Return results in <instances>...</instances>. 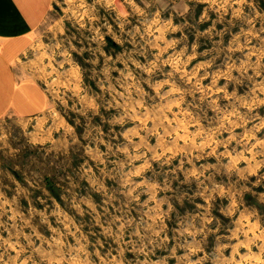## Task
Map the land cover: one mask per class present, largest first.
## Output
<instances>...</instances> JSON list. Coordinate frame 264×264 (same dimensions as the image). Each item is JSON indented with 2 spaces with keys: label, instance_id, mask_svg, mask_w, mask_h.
<instances>
[{
  "label": "rangeland",
  "instance_id": "374dc122",
  "mask_svg": "<svg viewBox=\"0 0 264 264\" xmlns=\"http://www.w3.org/2000/svg\"><path fill=\"white\" fill-rule=\"evenodd\" d=\"M44 3L0 35V264H264V0Z\"/></svg>",
  "mask_w": 264,
  "mask_h": 264
},
{
  "label": "clouds",
  "instance_id": "9594fccd",
  "mask_svg": "<svg viewBox=\"0 0 264 264\" xmlns=\"http://www.w3.org/2000/svg\"><path fill=\"white\" fill-rule=\"evenodd\" d=\"M260 55L264 56V52H261ZM128 75L131 77L132 74L129 73ZM133 79H134V77H133ZM129 87H131V85H129ZM260 90L262 92H264V86H261ZM175 104H176V101L171 102V105H175ZM171 105H166L164 107H167L170 110ZM155 119L159 120L160 124L162 126L164 124V121H166V120L169 121V124L171 123V121L169 120V118L167 116V113L164 111L163 108L160 110V115L155 117ZM181 123H183V122H181ZM258 127H264V124L259 125ZM117 219H122V218L117 217ZM155 219L156 218L153 217L154 221H155ZM131 224H132L131 220L122 221L121 224L119 225V232L118 233H113L110 227L108 229H106V232L110 235H114L116 241L120 242L123 240L124 229H125L126 225L131 226ZM149 227L153 228V234L156 237H160L161 233L164 232V227L154 228L152 225H149ZM185 231L188 232L189 235H194V233L192 232L191 229H185ZM199 231H203V229H200ZM130 236H139L140 237L141 244H140L139 248L136 249L135 241H133L131 239L124 241V244H133V250H138L140 252H144L147 255V252H148L147 245L143 243L144 236L140 233L139 226H137L134 229V231L132 233H130ZM161 240L167 241V240H169V237L165 234L161 237ZM100 243H101V246H103V242H100ZM148 243H155V241L153 238L150 237L148 240ZM177 247H186L187 251L182 256H177V253H176ZM222 247L223 246H219L217 248V252H219L221 255H222V252H221ZM80 250L84 251L83 246H81ZM123 252H124V245L122 244L121 248H120L121 255L123 254ZM200 253H203V255H201ZM96 255L100 257L101 264H124L123 260L118 259L116 256H113L111 260H108L104 256H102L99 253V251H97ZM170 255L177 256L178 264H223V261L220 259V255H217L215 257L210 255V253L207 251V249L205 247H203L202 245H199V244H197L195 246L193 244H186V245L177 244L173 247ZM193 255H196L197 259L193 260L192 259ZM167 259L168 258L165 257L164 260H162V261H150L148 259H145L142 261L138 260L137 264H167ZM71 264H91V261L87 258L81 260L78 257L74 256L72 258Z\"/></svg>",
  "mask_w": 264,
  "mask_h": 264
},
{
  "label": "crops",
  "instance_id": "0c3cea01",
  "mask_svg": "<svg viewBox=\"0 0 264 264\" xmlns=\"http://www.w3.org/2000/svg\"><path fill=\"white\" fill-rule=\"evenodd\" d=\"M44 8V0H0V35L9 36L1 38L11 40L26 32Z\"/></svg>",
  "mask_w": 264,
  "mask_h": 264
}]
</instances>
